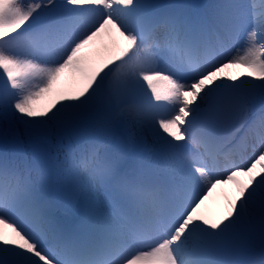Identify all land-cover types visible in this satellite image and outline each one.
I'll use <instances>...</instances> for the list:
<instances>
[{
  "label": "snow or ice",
  "instance_id": "6c2138e0",
  "mask_svg": "<svg viewBox=\"0 0 264 264\" xmlns=\"http://www.w3.org/2000/svg\"><path fill=\"white\" fill-rule=\"evenodd\" d=\"M149 261L264 264V0H0V264Z\"/></svg>",
  "mask_w": 264,
  "mask_h": 264
},
{
  "label": "bare ground",
  "instance_id": "6f19581e",
  "mask_svg": "<svg viewBox=\"0 0 264 264\" xmlns=\"http://www.w3.org/2000/svg\"><path fill=\"white\" fill-rule=\"evenodd\" d=\"M154 2L159 3L158 0H154ZM204 2H205V0H196V3H204ZM161 3L162 4H168V1L162 0ZM170 4H171V2H170ZM102 43H108L107 37H104L101 42H97V44L95 45V48L101 47L102 46ZM241 70H246V69H241ZM241 70H238V71H241ZM229 71L235 72L236 69H229ZM240 179H244V178H240ZM234 193H235V191L234 192H231L229 195L232 196V195H234ZM216 202H217V200L214 201V203H216ZM211 205H206L205 206L206 211H208L209 213H212V212L215 211V209L213 207H211ZM220 205H221V203L218 205V207ZM256 249H257V251H259V238H258V235H257V240H256ZM147 264H155V262L154 261H149Z\"/></svg>",
  "mask_w": 264,
  "mask_h": 264
},
{
  "label": "rangeland",
  "instance_id": "374dc122",
  "mask_svg": "<svg viewBox=\"0 0 264 264\" xmlns=\"http://www.w3.org/2000/svg\"><path fill=\"white\" fill-rule=\"evenodd\" d=\"M215 2V0H208V3H213Z\"/></svg>",
  "mask_w": 264,
  "mask_h": 264
}]
</instances>
